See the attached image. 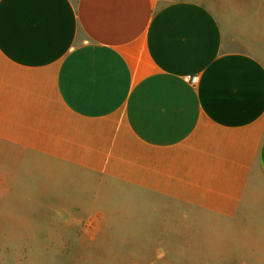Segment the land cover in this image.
<instances>
[{"label":"crops","instance_id":"0c3cea01","mask_svg":"<svg viewBox=\"0 0 264 264\" xmlns=\"http://www.w3.org/2000/svg\"><path fill=\"white\" fill-rule=\"evenodd\" d=\"M34 177L180 209L264 264V10L0 0V193Z\"/></svg>","mask_w":264,"mask_h":264},{"label":"rangeland","instance_id":"374dc122","mask_svg":"<svg viewBox=\"0 0 264 264\" xmlns=\"http://www.w3.org/2000/svg\"><path fill=\"white\" fill-rule=\"evenodd\" d=\"M195 1L225 27L238 11L264 10V0ZM9 181L12 192L0 193V264H246L244 243L216 241L213 224H183L180 209L151 210L132 191L73 193L66 178Z\"/></svg>","mask_w":264,"mask_h":264},{"label":"built area","instance_id":"2783aa9c","mask_svg":"<svg viewBox=\"0 0 264 264\" xmlns=\"http://www.w3.org/2000/svg\"><path fill=\"white\" fill-rule=\"evenodd\" d=\"M188 81L191 85H195L196 83V76H192L188 78Z\"/></svg>","mask_w":264,"mask_h":264}]
</instances>
